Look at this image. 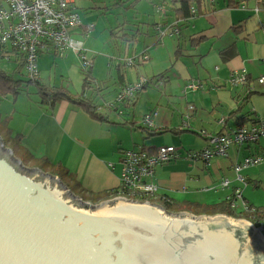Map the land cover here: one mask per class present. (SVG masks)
<instances>
[{"label": "crops", "instance_id": "0c3cea01", "mask_svg": "<svg viewBox=\"0 0 264 264\" xmlns=\"http://www.w3.org/2000/svg\"><path fill=\"white\" fill-rule=\"evenodd\" d=\"M163 1L164 14H158L156 3L153 4V23L161 21L167 34L160 37L153 28L149 38H143L142 50L128 52L124 58H133L128 73L121 74L117 65L119 85L113 98L122 86L146 78L148 84L153 80L151 84L157 90L163 88L158 104L164 98L167 108L169 103L174 105L172 108H180L170 113L156 112L148 126L143 119L153 105L142 108L141 91L136 98L134 95L108 111L101 110L97 118L83 109L79 99H29L19 111L14 110L0 122V135L6 143H12L21 161L29 159L38 166L46 158L49 164L44 169L52 173L53 165L58 164L64 170L61 178L70 182L77 193L103 197L120 186L125 150L146 149L154 153L161 145L201 150L208 146L211 136L230 132L239 124L248 128L264 119V86L255 81L264 74V0H233L232 6L227 0H215L212 5L203 0L205 11L189 20L174 18L167 0ZM118 6L124 8L123 4ZM110 9L109 4L102 11L108 13ZM176 27L178 34L171 32ZM133 39L127 50L135 48L137 38ZM142 53L148 55L146 60ZM4 54L8 56L7 52ZM241 68L247 72V83L231 85V73ZM44 80L38 78L43 86ZM190 81H200L201 89L183 92ZM220 118L223 123L218 122ZM180 156L156 166L146 182L154 184L157 193L173 204H188L186 212L202 214L195 209L196 204L205 206L232 199L236 190L248 205L264 206V160L235 170L247 157H264V137L232 143L227 155H215L208 161ZM223 180L228 181L226 186Z\"/></svg>", "mask_w": 264, "mask_h": 264}, {"label": "water", "instance_id": "95a60500", "mask_svg": "<svg viewBox=\"0 0 264 264\" xmlns=\"http://www.w3.org/2000/svg\"><path fill=\"white\" fill-rule=\"evenodd\" d=\"M240 221L122 196L89 204L0 137V264H264Z\"/></svg>", "mask_w": 264, "mask_h": 264}, {"label": "built area", "instance_id": "2783aa9c", "mask_svg": "<svg viewBox=\"0 0 264 264\" xmlns=\"http://www.w3.org/2000/svg\"><path fill=\"white\" fill-rule=\"evenodd\" d=\"M73 2L74 0H0V52L5 53L9 47L16 58L22 60L28 80L33 82L38 80L37 58L42 52H53L63 57L68 50H71L80 57L83 69L91 66V62L85 57L83 42L72 39L69 33L68 27L80 24L78 15L68 10ZM161 10L165 11V8L161 7ZM92 28V24L85 25L83 29L85 36H88ZM157 32L160 37L167 34V30L161 26L157 28ZM171 32L177 34V28H173ZM141 56L143 60L148 58L146 53H142ZM132 63V58L126 59L127 66ZM247 81V72L244 68L234 70L229 77V83L233 86L245 85ZM255 81L264 86V74L257 77ZM148 83V79L141 78L134 83L122 86L106 106L113 107L133 97ZM201 87L200 81H190L185 85L183 92L196 91ZM155 115L156 112L146 114L143 119L144 124L150 126L152 124L150 118ZM218 122L223 123L224 119L220 118ZM260 137H264V119L248 128L239 124L230 132L211 136L207 139L208 146L201 150L184 153V156L192 160L208 161L215 155H227V148L232 143L243 144L256 141ZM181 154L180 150L170 145L158 146L154 153H149L146 149L125 150L119 177L122 195L130 199L151 197L157 200L161 197L166 201L169 200L159 195L155 185L146 182V179L153 175L156 166L180 158ZM263 160L264 157L261 156L247 157L236 165L235 170L258 164ZM227 182L223 180L222 184L226 186ZM233 197V206L239 202L240 206L246 208L247 203L241 200L239 191L236 190ZM252 211H254L253 208ZM260 214L262 215L260 218H254L253 221L248 220V222L264 241V212Z\"/></svg>", "mask_w": 264, "mask_h": 264}, {"label": "rangeland", "instance_id": "374dc122", "mask_svg": "<svg viewBox=\"0 0 264 264\" xmlns=\"http://www.w3.org/2000/svg\"><path fill=\"white\" fill-rule=\"evenodd\" d=\"M121 1L123 3H121L120 0H76L75 6L86 18L83 23L92 24L94 26L87 37H85L82 32L71 34L72 39L83 42V49L86 51L85 57L91 62L93 67V69L91 66L85 69L89 71L93 70V72L91 71L93 73L91 77L92 80L87 84L84 80L85 72L81 71V68H83L82 61L80 57L71 50H68L63 57L57 56L53 52H42V54H39L37 58V67L39 63L42 65H39L38 78L41 77L45 79L44 87L39 81H36L35 83L30 82L27 79L23 73V65H19L20 61L15 60L14 52L9 47H7V55H10V59H8L7 56H0V69L4 74L6 73L5 76L7 75L13 78L9 80H11L10 84L14 85L15 87L6 90L5 99L0 97V122H2L3 119H7L10 114H14V110L19 111L21 105H23L25 102L27 103V100L51 96L53 94V87L65 89L68 94L71 95L72 99H79L80 102H84V96L87 95L86 99L89 100V97L92 99L95 105L94 110L98 114L102 113L101 110L108 111L107 108L109 107L106 106V104H108V98H113L114 92L119 85L118 68L120 69L121 74H126L132 69L125 64L123 65L125 62L124 57L132 50L140 51L142 48H144L143 38L148 39L149 34L151 35L153 31V27L150 25L153 23V4L159 3L161 0H139L137 2L130 0ZM131 3L133 5H131ZM167 3L169 7L172 4L171 0H167ZM109 4L111 5V11L108 13L102 11L101 7L107 6ZM119 4H123L124 8L118 9ZM89 7H92V9H89ZM157 17L158 16H156V18ZM121 20H125L128 23L124 25H121V23L118 24V21L120 22ZM136 27H140V33L138 32L132 36L131 34H133V30ZM114 28H120V31L117 33L118 36L112 35V31L115 30ZM141 31L145 33L141 34ZM135 37L137 38V41H135V48L130 47L127 50V47L130 45V43H127L125 40ZM140 37L141 40H139ZM41 66L42 68H40ZM5 79L8 80L7 78ZM151 83H153V80H151L150 84H147V86L139 93L140 95L134 94L135 98L138 95L139 98L142 97V102L140 103L142 108H149L151 105H153V109H149L150 111L147 110L145 113L160 112V114H164L165 112L170 113L171 110H178V108H180L176 105V108H172L174 105L171 103H169L170 106L167 108L164 98L158 104V95L162 93L163 88L161 87V90L159 91ZM176 95L178 96V93H176ZM180 96L185 97V95L182 94ZM177 101L180 102V100ZM127 110H130V107H128ZM186 114H188L187 111ZM1 131L2 130L0 126V132ZM0 137L2 138L1 135ZM2 140L5 142V146L12 150L13 156L20 159L18 152L14 151L12 148V143H6V140L3 138ZM175 147L181 151L182 155L184 153L190 152V150L185 151V149L188 147H185V149L184 147L178 145ZM22 163L26 168L39 167L37 166V162L31 161L29 159L23 160ZM41 169L44 172L51 173L50 170L44 169V167ZM60 179L68 188L70 187V182H67L62 178ZM72 192L79 195L89 204L98 203V201L91 199L92 197H86V195H83L84 193L82 194L81 191V193H77L76 190ZM104 200H106V198ZM168 211L178 212L173 209ZM235 219H242L249 223L248 220L244 218ZM254 235L257 237V239L260 238L258 232H254ZM260 239L259 242L262 244ZM262 246L264 248V243Z\"/></svg>", "mask_w": 264, "mask_h": 264}, {"label": "trees", "instance_id": "16d2710c", "mask_svg": "<svg viewBox=\"0 0 264 264\" xmlns=\"http://www.w3.org/2000/svg\"><path fill=\"white\" fill-rule=\"evenodd\" d=\"M131 1L137 2L139 0H131ZM120 2L123 3L121 0H120ZM207 2L210 5H212L215 2V0H206V3ZM164 3H165V1L161 0L159 3L155 4L154 8H155V10H156V12L158 14H164L165 13V11L161 10V7H164L166 9ZM171 3L172 4H171L170 7L173 10V16H174V18H177V19L189 20L190 18H192L195 15H197L199 11H205V6H204V3H203V0H171ZM227 4L232 6L234 4V1L233 0H227ZM131 5H133V4L131 3ZM242 7H244V6H242ZM102 8L103 7H101V9ZM68 10L71 13L77 14L78 18H80V24L79 25H77L75 27H71V28L68 27L70 29L69 30L70 35L74 34V33L82 32V34L85 36V33H84L83 29H84L86 23L85 24L83 23L84 22L83 21V16H82L81 12L76 8L74 2L72 3V5H69ZM160 22H157L155 24L152 23L150 25H152V27L155 28V29H157L159 26L164 28L165 25L164 24L160 25ZM127 23L128 22L125 21V22L121 23V25H124V24H127ZM93 28H94V26H93ZM165 29L167 30V28H165ZM119 31H120V28L119 29L116 28L114 31H112V35L116 36ZM133 31H132L133 34H131L132 36H134L138 32L140 33V27H136ZM177 31L179 33V29L178 28H177ZM89 33H88V35H89ZM143 33H145V32L141 31V34H143ZM85 37H87V36H85ZM133 40H135V39H133V38L129 39L128 38V40H125V41L127 43H131ZM7 51H8V49L6 50V52ZM0 56L4 57L5 54L0 52ZM8 56H10V55H8ZM127 59H129V58H127ZM15 60L20 61V63H19L20 66L23 65V62H22V60L20 58H16V56H15ZM124 64L126 65V59H125ZM81 71L85 72L84 73L85 74V78H84L85 83L86 84L89 83L92 80L91 71L85 70L83 68H81ZM5 74L0 69V97H3V95H5L6 90H9L10 87L12 86L10 84L11 80H9V79H12V78L7 76V75L5 76ZM5 78H7L8 80H6ZM54 88H56V87L52 88L53 91L51 90L53 92V94L51 96L45 97V98H49L50 99V97H52L51 100H53L54 98H57V99L68 98V99L72 100L71 95L68 94V92L65 89H62V88L54 89ZM84 97H85V101L81 102V105H82L83 109L91 117H94V118L99 117L98 113H96L95 110H94L95 105H94L92 99L89 97V100H87L86 99L87 95H85ZM47 164H49L47 159L43 158L41 161H39L38 166H39V168H43ZM53 166H55V169H54V171H52V173L54 175H57L58 177L61 178V176L64 173L63 168L59 167L58 164H55ZM69 188H70V190L74 191V187H69ZM122 194H123V190L119 186L118 188L112 189V190L108 191L107 193H105L103 195V197H97L95 195V196H91L92 197L91 199L100 202V201L104 200L105 198L106 199L107 198H112L113 196L122 195ZM137 198L139 200L155 201L156 203L161 204L167 210H172L173 209V210H176V211H186L189 208L188 204H173L172 202H170V200L166 201V200H164V198H161V197L159 199H157V200H155V199H153L151 197H137ZM233 200H234V197L232 199L230 198V199H227V200H224L222 202H219V203H216V204H212V205H205L204 206V205L196 204L195 209L196 210L199 209V211H201L200 213H202V214H210V215H212V214L224 213V214H226L228 216H231V217H234V218H244V219H247V220H250V221H253L254 218H260L262 216L260 213L264 212V206L257 207V206H253V205H248L247 204L246 208H244V207L240 206V204H238V202H237L236 205L233 206L232 205V203L234 202ZM252 208L254 209V211H252ZM252 212H254V213H252Z\"/></svg>", "mask_w": 264, "mask_h": 264}, {"label": "bare ground", "instance_id": "6f19581e", "mask_svg": "<svg viewBox=\"0 0 264 264\" xmlns=\"http://www.w3.org/2000/svg\"><path fill=\"white\" fill-rule=\"evenodd\" d=\"M241 223H243V224H245V225H247V226H250L251 227V225L249 224V223H245L244 221H240ZM256 231V230H255ZM257 232V231H256ZM261 238V239H260ZM260 238H258V240L260 239L261 240V242H262V244L264 243V241H263V239H262V237L260 236Z\"/></svg>", "mask_w": 264, "mask_h": 264}, {"label": "clouds", "instance_id": "9594fccd", "mask_svg": "<svg viewBox=\"0 0 264 264\" xmlns=\"http://www.w3.org/2000/svg\"><path fill=\"white\" fill-rule=\"evenodd\" d=\"M141 55H142V54H141ZM129 66H130V65H129ZM37 81H38V80H37ZM146 86H147V85H146ZM144 88H145V87H144ZM144 88H143V89H144ZM141 91H142V90H141ZM117 92H118V91H117ZM117 92H116V93H117ZM115 95H116V94H115ZM117 196H122V197H124L123 195H117ZM115 197H116V196H115ZM126 198H127V197H126ZM137 200H139V199H137ZM147 201H149V200H147Z\"/></svg>", "mask_w": 264, "mask_h": 264}, {"label": "flooded vegetation", "instance_id": "af4514ba", "mask_svg": "<svg viewBox=\"0 0 264 264\" xmlns=\"http://www.w3.org/2000/svg\"><path fill=\"white\" fill-rule=\"evenodd\" d=\"M256 260H257V257H256ZM257 262H258V260H257Z\"/></svg>", "mask_w": 264, "mask_h": 264}]
</instances>
